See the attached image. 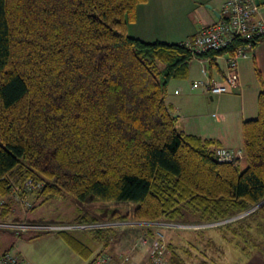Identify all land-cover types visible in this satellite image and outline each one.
Returning <instances> with one entry per match:
<instances>
[{"label": "trees", "instance_id": "obj_1", "mask_svg": "<svg viewBox=\"0 0 264 264\" xmlns=\"http://www.w3.org/2000/svg\"><path fill=\"white\" fill-rule=\"evenodd\" d=\"M146 2L0 0L1 220L11 211L13 191L28 210L69 198L132 204L133 219L145 223L187 222V214L201 224L217 223L264 200V78L255 68L257 116L241 125L245 168L241 159L219 161L216 140L177 131L167 87L187 79L195 58L207 61L209 76L220 72L217 58L233 49L194 57L185 43L129 36L136 9ZM263 40L260 34L235 45L250 42L254 48ZM30 179L35 185L29 189ZM107 212L105 221L129 219L124 209ZM256 213L264 219V204L212 229ZM95 221L83 216L73 222ZM246 232L244 258L264 247ZM72 234L60 235L73 245ZM198 241L164 240L166 264H225L222 246L209 238ZM80 247L89 250L78 240V253Z\"/></svg>", "mask_w": 264, "mask_h": 264}, {"label": "crops", "instance_id": "obj_2", "mask_svg": "<svg viewBox=\"0 0 264 264\" xmlns=\"http://www.w3.org/2000/svg\"><path fill=\"white\" fill-rule=\"evenodd\" d=\"M224 1L147 0L146 4L137 7L136 21L128 26L127 33L131 37L149 42L153 36L152 26L158 27L156 23L161 22L169 24L171 30L167 34L169 37L163 40L153 39L150 42L186 44L193 40L202 28L218 21L217 14L220 15ZM254 2L258 5L256 19L264 25V0H254ZM144 22L146 27L141 29L146 34L143 37L136 33L140 32L138 27ZM175 39L177 41L169 42ZM224 57L217 58L220 72L213 71L212 76L224 75ZM207 66L206 60L195 58L193 63L189 64L187 79L170 81L167 87L166 105L176 118L175 125L178 132L216 140L219 147L228 151L233 150L231 152L236 154L242 148L238 149L230 143L233 131L241 130L243 122L253 120L257 116L259 84L254 69L257 68L264 78V40L252 48L248 55L237 61L238 84L225 94L211 96L202 88L193 86L203 79L202 71L207 70ZM10 194L14 202L9 204L11 211L8 217L17 216V218L11 221L0 219V221L21 222L18 217L24 216L29 210L26 204L19 201V193L13 191ZM25 199L29 200L30 204L33 202L30 198ZM68 201L65 203L73 205L70 220L75 221L83 216L108 220L107 205L109 204H80L74 200ZM44 222L40 220L37 223ZM151 230V228H136L133 224H129L116 228L110 235L73 233L76 239V241L72 240L73 245L68 244L61 235L0 230V255L12 253L29 264H91L98 255H109L115 262L123 261L122 264H144L149 260L154 239V231ZM78 240L87 243L91 253L81 247V252L78 253ZM237 263L264 264V258L256 251Z\"/></svg>", "mask_w": 264, "mask_h": 264}, {"label": "built area", "instance_id": "obj_3", "mask_svg": "<svg viewBox=\"0 0 264 264\" xmlns=\"http://www.w3.org/2000/svg\"><path fill=\"white\" fill-rule=\"evenodd\" d=\"M258 14V5L254 0H225L221 10L220 18L212 25H208L199 32V34L191 41L186 43V46L191 50L194 57L204 53L205 51H219L223 48L231 47L233 54L225 56V72L223 77L208 76L207 70H203L204 79L197 81L193 86H199L211 96L222 95L229 90L234 89L238 84L237 61L245 57L252 50L251 43L246 42L243 45H235L236 39L251 40L254 36L264 34V25L259 19H256ZM216 156L219 161L230 162L243 157L242 150H238L236 154L218 148ZM35 182L28 180L27 188H34ZM255 209L247 210L233 217L240 218ZM229 220V221H231ZM133 222L122 221H105L97 220L95 222H55V223H22V222H5L0 221V230L5 229L15 232H33L36 234H51L60 235L62 233H86L93 230L116 229ZM223 223H226L222 221ZM217 222V223H222ZM228 222V221H227ZM137 224L152 225L157 228L156 237L151 244L150 257L144 264H166L165 251L166 245L162 233L159 228H170L169 223H145L136 222ZM123 261L115 262L109 255H99L95 258L92 264H122ZM0 264H29L24 259L12 253L0 255Z\"/></svg>", "mask_w": 264, "mask_h": 264}, {"label": "rangeland", "instance_id": "obj_4", "mask_svg": "<svg viewBox=\"0 0 264 264\" xmlns=\"http://www.w3.org/2000/svg\"><path fill=\"white\" fill-rule=\"evenodd\" d=\"M146 3H143L142 5ZM156 25H158V27L152 26L151 28V31L153 32V36L149 40L151 41L153 39L155 40L167 39V37H169L167 36V34H169L171 31L169 24L157 22ZM143 27H146L145 22L139 25L138 28H140V32L136 34L142 35L144 37L146 33L141 29ZM175 41L177 40L176 39L170 40L169 42H175ZM193 60L191 61V63H193ZM194 87L200 89L199 86H194ZM230 143L233 144L234 146H237L238 149L239 147L242 148V136L240 129H237V132L236 130L233 131V134L230 137ZM245 166L246 164L244 159H241L240 168L244 169ZM68 200H73V199L69 198ZM68 200L66 199L51 200L50 202L44 204L43 206H37L33 210L26 211L24 213V216H19L18 218H20V221L22 223H37L40 220L45 221L44 223H48V222L55 223V221L65 222V223L73 222L74 220L69 219L71 218L70 214H72L73 212L71 208L73 205L68 204L69 202ZM66 201H68L67 204L65 203ZM107 207L120 208V209H124L125 211L127 210L129 219L126 222L135 221L132 217V209H133L132 204H109L107 205ZM238 214L232 217H235ZM190 215L191 214H187V222H182V223L168 222L169 224H172V226L170 228H166L162 230L164 235L163 238L166 243H168L169 239L170 241H173V243H178V242L183 243L184 240L196 241V239L199 240L198 242L204 243L205 238H209L213 240L216 243V245L222 246L226 251L225 264H238L237 262H240L244 259V254L241 252V249H243L244 248L243 246L245 245V233H247L246 230L247 231L249 230L254 237H257L260 241H262L264 246V219L262 215L259 213L248 216L243 220L239 221L238 223H234L233 225L226 227L227 229L222 228V230L212 229V228L226 223L222 222V223L201 224L195 221L194 217L191 218ZM16 218L17 216H13V217L9 216L6 219H8V221H11ZM157 223L160 224L161 222H157ZM133 226H135L136 228H146V229L151 228L153 231H155L154 230L155 227H153L152 225H145V224L141 225L135 222ZM1 230H5V229H1ZM200 231L204 232L202 238L193 235V232H200ZM232 231H235V234H237V236ZM224 235L226 238H224ZM228 241L229 242L232 241L235 245H237L236 243H240L241 246L234 247L230 243H228ZM262 250L263 251H260V254L264 258V247ZM250 251L252 250L250 249Z\"/></svg>", "mask_w": 264, "mask_h": 264}, {"label": "water", "instance_id": "obj_5", "mask_svg": "<svg viewBox=\"0 0 264 264\" xmlns=\"http://www.w3.org/2000/svg\"><path fill=\"white\" fill-rule=\"evenodd\" d=\"M217 17L220 18V15L217 14ZM263 204H264V200L261 201L258 205H256V206L253 207L252 209H257V208H259L260 206H262ZM231 219H233V217H231V218H229V219H227V220H224V222H227V221H229V220H231Z\"/></svg>", "mask_w": 264, "mask_h": 264}]
</instances>
